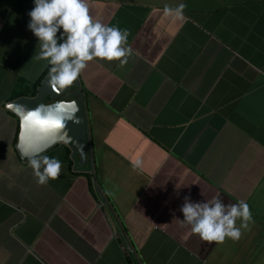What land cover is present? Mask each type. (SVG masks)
Returning a JSON list of instances; mask_svg holds the SVG:
<instances>
[{"label": "crops", "instance_id": "1", "mask_svg": "<svg viewBox=\"0 0 264 264\" xmlns=\"http://www.w3.org/2000/svg\"><path fill=\"white\" fill-rule=\"evenodd\" d=\"M85 3L129 30L130 51L86 62L92 157L77 165L57 144L41 156L60 176L40 185L8 104L53 66L27 28L33 0H0V264H264V0ZM180 4L182 18L164 15ZM214 199L248 203L238 240L191 231L183 206Z\"/></svg>", "mask_w": 264, "mask_h": 264}, {"label": "clouds", "instance_id": "2", "mask_svg": "<svg viewBox=\"0 0 264 264\" xmlns=\"http://www.w3.org/2000/svg\"><path fill=\"white\" fill-rule=\"evenodd\" d=\"M33 3L34 7L27 13L30 17L27 28L42 42L39 59L50 58L49 63L53 66L50 71L53 74L49 75V81L52 88L61 91L71 86L80 76L81 70L86 68V62L97 58L119 61L121 65L127 63L122 58L126 57L130 49L122 45L127 43L129 30L94 20L85 0H33ZM184 8V4L175 9L166 7L164 15L180 19ZM58 40L63 42L58 43ZM75 112L74 102H59L47 107L41 105L22 119L41 127L52 126L59 131L64 129L65 121L71 119ZM36 156L37 153L29 157V164L38 177L37 183L44 185L58 179L61 161L49 156ZM140 163L137 161V166ZM212 203L214 206L211 207L208 203H186L183 206L185 219L192 224L191 231L210 243H223L226 238L238 240L242 233L235 227L236 219L242 218L245 229L252 222L248 203L242 200L237 204L223 206L215 199Z\"/></svg>", "mask_w": 264, "mask_h": 264}, {"label": "water", "instance_id": "3", "mask_svg": "<svg viewBox=\"0 0 264 264\" xmlns=\"http://www.w3.org/2000/svg\"><path fill=\"white\" fill-rule=\"evenodd\" d=\"M71 59L69 58V60ZM52 74L50 71L44 78L36 96L21 97L8 104V109L18 115L21 121L17 149L24 162H29V157L32 154L37 153L36 158H38L57 144L64 143L72 149V157L76 159L77 165L88 164L89 157H92L93 152L86 95L81 78L79 76L71 86L58 91L50 85L49 75ZM59 102H74L76 106V112L72 114V118L65 121L64 129L57 131L52 126L41 127L22 119L28 112L41 105L47 107ZM77 156H80V160H77ZM92 171L95 173L94 163ZM95 183L98 185L96 178Z\"/></svg>", "mask_w": 264, "mask_h": 264}, {"label": "trees", "instance_id": "4", "mask_svg": "<svg viewBox=\"0 0 264 264\" xmlns=\"http://www.w3.org/2000/svg\"><path fill=\"white\" fill-rule=\"evenodd\" d=\"M40 85H41V82L36 85L34 95L38 92V88Z\"/></svg>", "mask_w": 264, "mask_h": 264}]
</instances>
